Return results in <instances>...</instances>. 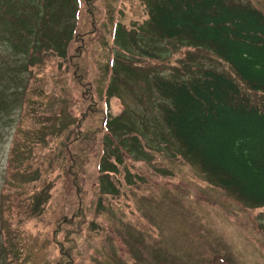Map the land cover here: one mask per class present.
<instances>
[{"label": "rangeland", "instance_id": "obj_1", "mask_svg": "<svg viewBox=\"0 0 264 264\" xmlns=\"http://www.w3.org/2000/svg\"><path fill=\"white\" fill-rule=\"evenodd\" d=\"M150 1L0 0V248L1 230H8L13 250L0 264H264V207H249L203 174L166 127L162 106L170 102L153 86L156 77L182 81L202 69L229 68L209 51L147 31ZM243 1L264 14V0ZM76 34L69 49L72 55L83 52L73 64L80 65L93 92L86 100L72 86L75 67L68 68L55 49ZM21 76L35 119L22 117ZM64 102L79 110L96 103L108 117L110 138L103 136L84 169L83 212L66 193L60 162L54 157L42 166L45 153L38 165L13 162L17 174L12 171L11 190L2 196L10 185L7 168L15 142L28 141L16 146L21 154L28 147L31 158L49 127L72 123L73 118L55 116L63 105H75ZM73 117L77 123L79 112ZM100 117L92 111L85 128H97ZM53 138L56 152L59 140ZM103 154L110 170L103 185L108 193L101 195L96 179L104 174L96 166ZM37 166L43 173L38 190H53L50 202L33 216L32 193L19 173ZM12 190L19 196L11 211Z\"/></svg>", "mask_w": 264, "mask_h": 264}, {"label": "trees", "instance_id": "obj_2", "mask_svg": "<svg viewBox=\"0 0 264 264\" xmlns=\"http://www.w3.org/2000/svg\"><path fill=\"white\" fill-rule=\"evenodd\" d=\"M150 2V26L147 31L160 40H176L184 43V46L209 51L225 63L230 71L202 69L199 75L182 81L156 77L153 86L163 99L170 102L169 106H162L166 127L172 131L186 155L199 164L203 174L213 184L232 193L249 207H264V14L250 2L243 0ZM77 36L76 34L69 38V42H65L64 46L60 45L61 47L57 45L56 48L52 39L50 43L53 42L52 47L59 51L68 68L71 67L72 70L75 67L70 77L72 86L86 100L93 92L84 81L85 76L79 68L80 65L73 64L83 52L79 49L76 55H72L69 49L73 41L78 39ZM50 43L44 47H36L47 48ZM32 58L36 60L35 56ZM22 82L24 87H21L18 81L19 86L21 85L18 92L23 89L24 91L17 99H22V117L29 115L35 119L32 114L33 105L25 92L26 78H23ZM250 94L258 96L252 98ZM61 109L55 116L73 118L72 123H59L49 127L51 132L45 140L37 142L33 149H30L31 155L35 153L31 158L26 151L28 147H25L21 154L19 146H16L21 141H28L15 142L7 168V180L10 185H4L2 196L5 197V193L8 196L11 183L14 182L12 171L16 170L12 168V163L21 165L16 162L22 161L26 165H38L41 154L45 153L43 157L46 160L41 163L42 166L48 165L54 157L60 162L66 193L76 198L81 207L79 210L83 212L87 196L84 191V169L93 158L95 150L103 144V136L105 135L103 139L109 137L108 117L106 110L96 103L82 110H79L76 104L63 105ZM92 111L101 116L100 125L95 129H87L85 124L87 125ZM76 112H79L77 123L73 117ZM36 114L38 118L41 116L37 112ZM113 132L111 130V133ZM74 133L77 138L72 137ZM54 136L59 140L56 152L52 149ZM103 155L101 162L96 166L98 171L104 174L101 176L103 179H96H100L101 195L108 193L103 189L104 177L109 169L107 158ZM94 158L96 159V156ZM19 175L26 178L23 185L28 183L25 189L32 193L30 201L34 210L31 215H39L42 212V204L50 202L53 187L45 186L38 190L43 175L41 167H32L28 173L23 171ZM17 182L22 183L21 179ZM16 189L19 191L20 185H17ZM11 192L14 200L10 199L9 209H13L19 196L18 192ZM5 203L3 210L8 206L6 200ZM1 233L4 244L0 248V259L5 256L4 259L9 261L10 255L13 254L9 244L10 233L8 230H1ZM70 234L69 232L66 235L67 241L71 240ZM157 257H160L158 253Z\"/></svg>", "mask_w": 264, "mask_h": 264}]
</instances>
